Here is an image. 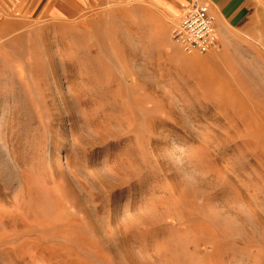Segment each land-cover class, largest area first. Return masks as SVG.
<instances>
[{
	"label": "rangeland",
	"instance_id": "1",
	"mask_svg": "<svg viewBox=\"0 0 264 264\" xmlns=\"http://www.w3.org/2000/svg\"><path fill=\"white\" fill-rule=\"evenodd\" d=\"M46 3L0 0V264H264V21Z\"/></svg>",
	"mask_w": 264,
	"mask_h": 264
},
{
	"label": "crops",
	"instance_id": "2",
	"mask_svg": "<svg viewBox=\"0 0 264 264\" xmlns=\"http://www.w3.org/2000/svg\"><path fill=\"white\" fill-rule=\"evenodd\" d=\"M115 1H143L159 9L166 16H179L193 0H47L43 12L49 15L78 14L79 10L98 7ZM209 5L217 30L224 26L238 30L254 28L264 21V0H202ZM52 2H57L55 5ZM52 5V6H51ZM231 27V29H233Z\"/></svg>",
	"mask_w": 264,
	"mask_h": 264
},
{
	"label": "built area",
	"instance_id": "3",
	"mask_svg": "<svg viewBox=\"0 0 264 264\" xmlns=\"http://www.w3.org/2000/svg\"><path fill=\"white\" fill-rule=\"evenodd\" d=\"M172 40L185 53H207L217 46L218 33L208 3L193 0L172 29Z\"/></svg>",
	"mask_w": 264,
	"mask_h": 264
}]
</instances>
